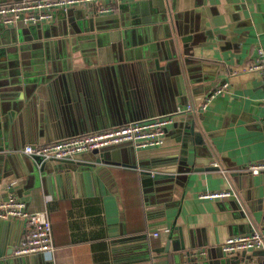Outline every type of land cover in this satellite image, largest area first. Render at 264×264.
Wrapping results in <instances>:
<instances>
[{"label": "crops", "instance_id": "0c3cea01", "mask_svg": "<svg viewBox=\"0 0 264 264\" xmlns=\"http://www.w3.org/2000/svg\"><path fill=\"white\" fill-rule=\"evenodd\" d=\"M14 1L0 0V5ZM139 1L121 0L111 11L99 13L117 18L116 23L100 25L98 33L109 35L101 55L73 51L70 41L87 34L76 23L85 10L91 13L88 5L97 9L109 2L76 5L66 21L62 10H55L50 21L38 26L9 29L14 26L0 23V201L13 194L27 212L46 211L54 245L51 254L14 257L24 224L19 219H0V264L264 263V245L244 255L225 253L219 247L227 237L252 231L264 239V172L252 175L245 170L248 164L264 160V78L259 72H238L251 62L258 47L264 51V0H167L178 25L192 33L190 44L201 67L199 81L186 88L198 90L190 92L187 102H195V122L202 129L205 150L196 157L190 149L187 163L198 171L177 174L182 185L163 180L143 187L138 174L154 161L163 166L181 150L183 135L174 133L172 124L162 146L129 149L126 163L118 149H112L114 163L105 164L108 173L79 171L76 163H90L91 152L77 156L74 164L49 161L43 172L39 165L33 170L32 159L22 152L28 144L153 117L150 102L158 103L156 95L165 104L177 65H167L156 77L151 71L152 60L143 56L142 47L155 49L159 30L153 6L158 3L153 0L144 9L152 18L149 24H128L132 16L142 18ZM66 31L76 33L65 36ZM113 31L116 40L127 44L123 62H113ZM45 62L51 69L49 79L35 90L26 87L28 94L20 99L12 64L18 63L19 73L36 77L33 67ZM38 73L47 75L44 70ZM225 81L227 90L199 110L204 95ZM178 98L169 113L184 109ZM214 166L218 170H208ZM252 188L254 196L249 192ZM218 190H229L231 195L199 197ZM236 195L252 222L239 211L242 205ZM167 242L168 250L159 252Z\"/></svg>", "mask_w": 264, "mask_h": 264}, {"label": "water", "instance_id": "95a60500", "mask_svg": "<svg viewBox=\"0 0 264 264\" xmlns=\"http://www.w3.org/2000/svg\"><path fill=\"white\" fill-rule=\"evenodd\" d=\"M157 5L153 7H157V12H155L156 15V23L158 24V38H154V41L156 42L155 49L150 50V47L148 45H143V56L148 58L149 60H152L153 64V70L154 76L160 75L164 73L166 70L167 65H173L174 63L177 65L175 68V71L172 72L171 76L172 79H169L170 84L172 86V90L167 93L165 96V104L169 106V109H166L165 104L160 102L159 96L157 97V102L154 104L153 102H150L151 108L153 109V117L157 115H163V114H171V108L175 105L176 98L180 101L181 105H184V108L187 105H190L192 107L191 111L182 110L181 112L174 113L173 117V131L176 134H180L183 136H180V139L182 138L181 143V150L178 152L176 156H171L167 159V161L163 162V167L158 162H152L151 164H148L146 166H142V168L139 170V176L141 177V184L143 187L152 186L153 184H156L160 181H174L176 183H179L182 185V180L180 181L177 179V174L181 173H190L192 171H198V169H195L193 166V163L188 165V157L190 154V149L192 151V155L196 157L205 150L204 147V136L202 129L199 128L196 124L197 119V112L194 108L195 102L190 101L187 102L190 98V92L196 93L198 92L197 89H188L187 85L190 83H194V81H199V78L201 77V74H199V71L201 70V67H199L198 63L199 60L194 58L193 53V46L194 44H190L192 40V33L188 34L184 32V29L178 25L176 18L174 15L170 14V8L167 4V0H156ZM91 5V4H90ZM139 5L142 7L141 13L142 18H137L136 16H132L131 20L128 24L131 25H139V24H149L150 21H152V18L148 17L146 15L145 10L148 6L153 5V0H140ZM83 8H85L86 5L81 4ZM74 7V6H73ZM91 9V13L88 10H83V14L80 16L78 22L76 23V26H84V31L87 33L86 35H79L74 37L75 39H72L70 41L71 49L73 51L79 50L83 55H86L89 51H95L96 53L101 52L100 49L102 48V44L104 39H106L108 34L104 33H98L100 32L102 28H100V25L106 24V23H113L117 22V18L112 17L110 15H100L96 8H92V6H89ZM74 8H69L66 11H61L64 14L65 21L67 20V17H70L69 15L73 13ZM87 9V8H86ZM156 10V9H155ZM69 21V20H68ZM41 23H37L35 25H29V26H38ZM3 25V24H2ZM22 25V24H16ZM11 27L9 29H16L18 27ZM23 26V25H22ZM5 28H8L7 26ZM76 28V27H75ZM94 30V32H92ZM91 31V33H89ZM116 31L111 32L110 36L111 38L115 39V33ZM160 32L162 36L160 37ZM76 32L74 31H66L65 36L67 35H74ZM111 39L110 47L113 51L114 58L113 62H123L125 59V49L127 48V44L123 42L122 39ZM113 40V41H112ZM79 41H85V44H79ZM133 52V51H132ZM16 62V61H14ZM147 63V69L150 70L151 64L149 61H146ZM18 63L12 64V67L14 68L15 74L13 75L16 77L14 80V84L18 85L20 93H18V97L22 99L24 97V93L27 95L28 90H26V87L32 89H36L37 87H42L43 84L49 79V75L51 73V69L49 67L48 62L37 64L33 67L34 73H36V77H32L33 75L31 73L28 74H21L17 70ZM45 71L47 75L45 76H37L39 73L38 71ZM31 74V75H30ZM153 76V77H154ZM180 77L182 81L180 80ZM176 84H178L179 88H176ZM185 87V88H184ZM184 89V93H183ZM186 89V90H185ZM197 90V91H196ZM156 107L158 108V111H156ZM181 110V109H180ZM150 118V117H148ZM146 119V118H143ZM142 120V119H139ZM138 121V120H137ZM132 122V121H130ZM167 128L165 129V134L167 133ZM112 149H118L121 161L126 163V157L129 153V149H134L133 147L129 145H121L116 147H109L104 148L101 150H94L91 151V159L90 163H76L77 166H80L78 169L81 172H103L108 173L107 165H110L111 163H114V154ZM32 159V167L37 168L36 165H39L38 168L41 172L45 170L44 165L48 163L49 161H41L39 158L36 157H30ZM216 159V158H215ZM193 160V159H192ZM214 160V159H213ZM67 161L71 164H74L73 160H62ZM193 162V161H192ZM104 164V165H103ZM219 167H209L208 170H218ZM167 169V170H166ZM175 170L174 173H166L162 174L163 171H169V170ZM176 174V175H175ZM225 174V173H224ZM230 176L228 174H225V179L227 182H231L229 180ZM179 180V181H178ZM250 194L254 196V189L252 188L249 190ZM242 197H246L245 193L243 192ZM238 202L242 205L239 207L242 208L239 211L242 213L244 217H246L250 222H252V218L248 215L246 212L245 207L242 204V199L240 195H236ZM239 206V205H238ZM172 231V230H171ZM168 250V242L165 244V247L160 248V251H167ZM189 252V251H188ZM240 252H236L234 254H237ZM242 255L245 253L244 251L241 252ZM190 261H193V257L189 259ZM22 262V260H20ZM19 262V263H20Z\"/></svg>", "mask_w": 264, "mask_h": 264}, {"label": "built area", "instance_id": "2783aa9c", "mask_svg": "<svg viewBox=\"0 0 264 264\" xmlns=\"http://www.w3.org/2000/svg\"><path fill=\"white\" fill-rule=\"evenodd\" d=\"M121 0H15L0 5V23L5 26L35 25L50 21L55 10L67 9L81 4L109 2L97 8L98 13L112 10L113 5ZM239 73L259 72L264 78V51L258 47L248 64L239 67ZM228 88V82H221L210 89L202 99L199 110L206 109L208 103ZM195 109V106L194 108ZM184 110L191 111L187 105ZM179 110L178 112H181ZM174 114H163L101 131L71 136L45 144L25 145L22 152L41 161L75 160L77 156L109 147L129 145L134 149L160 147L164 144L165 129L173 123ZM252 175L264 172V160L248 164L245 168ZM231 195L229 190L208 191L201 193L200 198L223 199ZM0 219H19L24 224V232L13 250L14 257H25L37 254H51L54 250L51 222L46 211L27 212L24 203L13 194L0 201ZM157 235L156 233L154 234ZM264 239L260 232L231 236L224 239L219 247L229 254L246 250L262 249ZM264 264V263H263Z\"/></svg>", "mask_w": 264, "mask_h": 264}]
</instances>
